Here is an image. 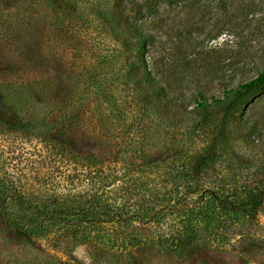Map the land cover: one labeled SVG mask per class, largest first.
<instances>
[{
	"label": "rangeland",
	"instance_id": "1",
	"mask_svg": "<svg viewBox=\"0 0 264 264\" xmlns=\"http://www.w3.org/2000/svg\"><path fill=\"white\" fill-rule=\"evenodd\" d=\"M143 1L0 0V156L6 169L40 179L53 165L60 191L70 187L63 166L71 170L57 158L54 148L61 144L73 154L102 157L113 147L127 148L132 140V146L154 161L208 143L214 126L196 116L183 111L169 119L142 115L120 65L107 61L116 43L103 22L106 9L123 3L137 14ZM191 6L195 4H161L157 17L168 19L164 27L145 17L161 39L154 50L171 46L165 59L183 81L180 101L196 92L209 101L222 97L225 89L264 71V0H228L226 6H200V12ZM180 20L191 26L176 33ZM238 112L243 120L229 121L230 148L222 165L234 179L253 182L264 168V87ZM60 129L69 136L60 135ZM105 134L109 140H95ZM128 158L125 164H140ZM130 228L114 232V245H103L54 231L29 237L6 225L0 215V264H264V205L250 229L253 245L244 253L234 241L227 247L198 244L179 256L157 244L169 235L166 227L134 223ZM132 236L140 244L132 245ZM146 239L153 243L146 244Z\"/></svg>",
	"mask_w": 264,
	"mask_h": 264
},
{
	"label": "trees",
	"instance_id": "2",
	"mask_svg": "<svg viewBox=\"0 0 264 264\" xmlns=\"http://www.w3.org/2000/svg\"><path fill=\"white\" fill-rule=\"evenodd\" d=\"M182 2L195 4L200 12V6H226L228 0H145L137 14H131L123 3L106 9L110 16L105 12L103 22L116 43L107 61L120 65L125 87L134 95L142 115L169 119L173 113L183 111L192 118L196 116L214 126L208 143L189 153L168 154L154 161L143 156V149L132 146V140L127 148L113 147L102 157L92 152L73 154L61 144L54 148L55 154L71 170L63 166L70 187L60 191L55 188L53 165L36 179L6 169L0 156V215L6 225L29 237L54 231L71 235L76 241L103 245H114V232L130 230L134 223L152 229L166 227L169 235L159 238L157 244L179 256L198 244L227 247L238 241L243 253L253 245L250 229L264 205V168L260 179L243 182L229 176L230 171L222 163L230 148L229 121L243 120L238 111L249 96L264 87V71L247 83L225 89L222 97L209 101L203 93L196 92L187 101H180L183 81L171 61L165 59L172 52L171 46L164 51L154 50L161 39L151 31L145 17L155 18L152 24L164 27L168 19L157 17L161 4ZM189 26L191 23L180 20L176 33L185 32ZM191 104L195 105L193 109ZM136 122L131 123L135 126ZM59 133L64 138L69 136L66 129ZM104 138L109 140L110 135H100L95 140L103 142ZM130 156L140 164H125ZM145 242L153 243L152 239ZM130 243L140 244L136 236Z\"/></svg>",
	"mask_w": 264,
	"mask_h": 264
}]
</instances>
